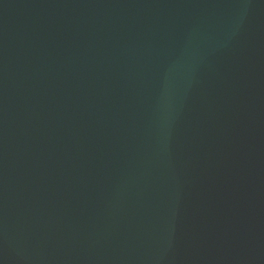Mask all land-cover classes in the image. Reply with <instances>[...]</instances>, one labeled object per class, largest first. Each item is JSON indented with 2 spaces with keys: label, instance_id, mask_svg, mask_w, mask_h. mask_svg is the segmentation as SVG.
I'll return each mask as SVG.
<instances>
[{
  "label": "water",
  "instance_id": "water-1",
  "mask_svg": "<svg viewBox=\"0 0 264 264\" xmlns=\"http://www.w3.org/2000/svg\"><path fill=\"white\" fill-rule=\"evenodd\" d=\"M0 264H264V0H0Z\"/></svg>",
  "mask_w": 264,
  "mask_h": 264
}]
</instances>
